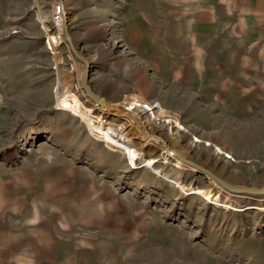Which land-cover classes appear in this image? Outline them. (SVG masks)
Listing matches in <instances>:
<instances>
[{"label":"rangeland","instance_id":"1","mask_svg":"<svg viewBox=\"0 0 264 264\" xmlns=\"http://www.w3.org/2000/svg\"><path fill=\"white\" fill-rule=\"evenodd\" d=\"M241 14L221 0H0V264H264V192L177 155L264 186V12ZM59 80L96 126L132 138L133 159L57 107Z\"/></svg>","mask_w":264,"mask_h":264},{"label":"bare ground","instance_id":"2","mask_svg":"<svg viewBox=\"0 0 264 264\" xmlns=\"http://www.w3.org/2000/svg\"><path fill=\"white\" fill-rule=\"evenodd\" d=\"M62 8H64V5H62ZM39 17H40V19L42 21H44L45 20V17H46V14L39 13ZM57 18H58L57 19L58 20V24L61 27V24L63 23V19L60 18L59 13H57ZM44 25L46 26V24H44ZM65 28H66V21H65ZM49 39L50 40L52 39V40H54L55 43L56 42L58 43V42H60V40H62V37H61V35L59 37H51L50 36ZM86 90L88 91V93L90 94V96L93 97V95H94L96 97L95 98V101H93V103L95 104V106L97 108H99L100 110L106 112L107 114H109L110 112H115L114 110H116V111H119L121 113L127 114L129 117H131V121L133 123H135V121L136 122H140L141 121L138 117H136L130 111H127V110H125L123 108H119V107L118 108L112 107L109 104H107L104 101H102V99L99 96H97L94 92H92L89 88L86 87ZM57 98H58V100H57V107L58 108L67 109V110L72 111L75 114L79 115L83 120H85L89 124H93L94 128H97L99 132H101L102 134H104L106 136V141L109 143V145L113 146V148H115V149H117L119 151H122V152H125V153L129 154V157L131 159H133L135 157L136 152H135L134 147H132V145H131L133 143L132 138L131 137H124L122 135V133L120 131H118L116 128H112V127H109V128H105L104 127L103 128L101 126H96L95 123H94V121H93L94 118L92 117V115L89 112V110H87L85 108V106L83 105L81 99L75 93H73V92H66L64 90L63 83H62L61 80H59V84H58V87H57ZM160 112L163 113L162 108H160ZM89 127L90 128H93L92 125H90ZM143 135L146 138H149L150 137V136H146L145 134H143ZM96 137L98 139L101 138L98 135ZM151 138H149V139L151 140L153 146L154 145L156 146V143H153V140ZM166 151L169 152V149L164 148V153ZM160 153H163V152H160ZM155 158H157V157L156 156H152L149 161L145 162L146 165H148L150 169H152L157 174H161V175L165 176L166 178L171 179V181H173V183L175 185H180L184 190H186V191H194L192 186H184L181 183L180 174L178 172H173V173H168L167 171L164 172L162 169H160L159 167L155 166L154 165V160H156ZM133 163H136V162L133 161ZM210 179L213 180V181H215L214 178H210ZM197 191L199 193H202L203 192L202 189H197ZM205 194H206L205 197H208L209 198L211 196V193H208L207 192Z\"/></svg>","mask_w":264,"mask_h":264},{"label":"water","instance_id":"3","mask_svg":"<svg viewBox=\"0 0 264 264\" xmlns=\"http://www.w3.org/2000/svg\"><path fill=\"white\" fill-rule=\"evenodd\" d=\"M67 33V32H66ZM68 35V33H67ZM69 40L71 41L69 35ZM181 159H183L185 162L197 167L201 172L208 174L212 178H214L218 183H220L222 186L226 187L228 190H231L233 192H252V193H263L264 192V186L258 187V186H250L246 184H234L231 182H228L221 178L219 175L211 171L209 168L205 167L204 165L192 160L188 159L186 157H183L180 154H177Z\"/></svg>","mask_w":264,"mask_h":264},{"label":"crops","instance_id":"4","mask_svg":"<svg viewBox=\"0 0 264 264\" xmlns=\"http://www.w3.org/2000/svg\"><path fill=\"white\" fill-rule=\"evenodd\" d=\"M224 3L229 4L235 12L242 13L241 17L247 22L249 19H253L255 15L257 17L264 12V0H221Z\"/></svg>","mask_w":264,"mask_h":264},{"label":"built area","instance_id":"5","mask_svg":"<svg viewBox=\"0 0 264 264\" xmlns=\"http://www.w3.org/2000/svg\"><path fill=\"white\" fill-rule=\"evenodd\" d=\"M105 135L103 134V137H104ZM106 137V136H105Z\"/></svg>","mask_w":264,"mask_h":264}]
</instances>
